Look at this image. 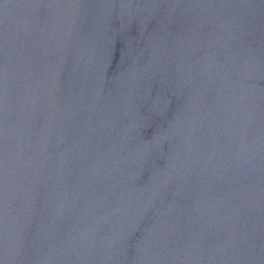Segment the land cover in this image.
<instances>
[{
  "label": "water",
  "instance_id": "water-1",
  "mask_svg": "<svg viewBox=\"0 0 264 264\" xmlns=\"http://www.w3.org/2000/svg\"><path fill=\"white\" fill-rule=\"evenodd\" d=\"M0 264H264V0H0Z\"/></svg>",
  "mask_w": 264,
  "mask_h": 264
}]
</instances>
